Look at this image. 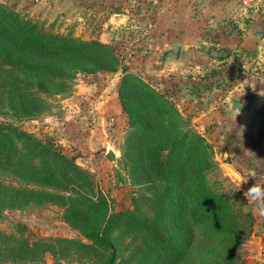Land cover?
Here are the masks:
<instances>
[{
    "label": "trees",
    "instance_id": "1",
    "mask_svg": "<svg viewBox=\"0 0 264 264\" xmlns=\"http://www.w3.org/2000/svg\"><path fill=\"white\" fill-rule=\"evenodd\" d=\"M122 70L119 96L129 117L132 164L157 189L134 210L114 211L111 200L75 159L51 139H39L0 122V215L5 210L56 205L85 241L41 239L0 230V262L41 260L70 253L96 264H244L240 249L255 219L244 211L241 190L217 191L209 173L217 164L210 145L188 128L175 106L122 66L115 50L99 41L60 35L0 4V90L20 118L43 112V93L76 73ZM140 201L144 203L139 206ZM146 210V212H145ZM133 236L129 255L118 240Z\"/></svg>",
    "mask_w": 264,
    "mask_h": 264
},
{
    "label": "rangeland",
    "instance_id": "2",
    "mask_svg": "<svg viewBox=\"0 0 264 264\" xmlns=\"http://www.w3.org/2000/svg\"><path fill=\"white\" fill-rule=\"evenodd\" d=\"M39 1L43 0H0V4L60 35L99 41L94 39V33H90V29L96 27L95 20L82 22V7L77 12L60 10L49 19L42 10L40 13L35 8ZM70 1L71 8L76 4L82 6V0ZM126 25L121 23L117 43L109 45L115 50L122 66L128 67L130 73L164 95L185 119L188 128L210 145L217 164L209 173L210 184L219 192L241 190L248 199L244 211L252 213L255 223L252 235L242 242L244 244L240 249V257L245 262L248 244L260 235L264 225V120L241 125L228 111V101L231 96L240 93L237 89L239 83L247 86L254 77L264 78L262 70L251 65L241 69L237 60L230 68L228 65L223 67L222 56L219 55L213 66L204 63L200 68L189 67L180 73L181 80L177 79V72H149L143 66L148 54L142 51V46L141 50L134 49L141 42H137L139 37L126 42ZM134 64L136 66L131 70L130 65ZM227 70L231 71L229 75H226ZM123 77V71L119 70L76 73L71 80L68 79L67 86H61L63 81L59 80V83L56 80L55 86L42 95L45 101L43 112L28 118L17 117L10 108L11 99L3 94V88L0 90V122L13 123L39 139L53 140L67 157L75 159L89 173L94 184L111 200L114 211L134 210L138 205L137 199L154 197L157 191L132 164L133 156L128 151L130 123L119 96ZM6 78L0 77V82L3 83ZM185 79L187 82L183 84ZM114 94L119 101L113 98ZM107 98L109 102H106ZM116 103L121 104V112L115 110ZM90 142L95 145L93 148L82 146L84 143L91 145ZM225 151L228 152L226 157L223 156ZM227 166L233 167L242 176L239 184L227 174ZM0 181L14 183L11 177L3 174H0ZM254 186L261 190L258 198L249 195ZM143 205L140 201L139 206ZM0 230L7 234H24L31 242L61 238L85 241L82 234L66 222L64 209L56 205L5 210L0 215ZM134 243L133 236L120 237L118 245L121 254L129 255ZM0 264H96V261L83 254L76 256L70 253L65 260L46 254L41 260Z\"/></svg>",
    "mask_w": 264,
    "mask_h": 264
},
{
    "label": "crops",
    "instance_id": "3",
    "mask_svg": "<svg viewBox=\"0 0 264 264\" xmlns=\"http://www.w3.org/2000/svg\"><path fill=\"white\" fill-rule=\"evenodd\" d=\"M145 1L82 0V6L76 4L71 8L70 0H43L35 8L51 19L60 10L77 12L82 7V22L95 20L96 27L90 29L94 39L115 45L123 16L133 11L134 6L144 9ZM154 17L151 34L139 37L137 42H141L134 47L142 46V51L148 54L144 64L141 63L147 71L177 72V79L181 80L180 73L189 67L200 68L204 63L213 66L220 55L223 67L230 68L237 60L241 69L256 66L264 75V0H163ZM130 66L133 70L136 64ZM230 72L227 70L226 75ZM186 82L185 79L183 84ZM249 84L239 83L240 93L230 97L243 103L242 111L231 116L244 126L264 120V78L254 77ZM115 94L113 98L118 99ZM115 108L121 112L122 106L116 103ZM90 144L82 146H95ZM244 260V264H264V225L260 235L248 244Z\"/></svg>",
    "mask_w": 264,
    "mask_h": 264
},
{
    "label": "built area",
    "instance_id": "4",
    "mask_svg": "<svg viewBox=\"0 0 264 264\" xmlns=\"http://www.w3.org/2000/svg\"><path fill=\"white\" fill-rule=\"evenodd\" d=\"M163 0H146L144 9L138 6L132 8L127 14V25L125 32L126 42L130 43L135 37H147L151 34L155 26V12L160 7ZM247 4V3H246Z\"/></svg>",
    "mask_w": 264,
    "mask_h": 264
},
{
    "label": "water",
    "instance_id": "5",
    "mask_svg": "<svg viewBox=\"0 0 264 264\" xmlns=\"http://www.w3.org/2000/svg\"><path fill=\"white\" fill-rule=\"evenodd\" d=\"M122 23L124 24L127 23L126 15L123 16ZM228 103L230 105V113H240L242 111L243 103L241 101L232 98L228 101ZM227 155H228V152L225 151L223 153V156L226 157ZM226 172L235 183L239 184L242 181V176L233 167L227 166Z\"/></svg>",
    "mask_w": 264,
    "mask_h": 264
},
{
    "label": "clouds",
    "instance_id": "6",
    "mask_svg": "<svg viewBox=\"0 0 264 264\" xmlns=\"http://www.w3.org/2000/svg\"><path fill=\"white\" fill-rule=\"evenodd\" d=\"M260 194H261V190L259 187L254 186L252 189H250L249 195H252L253 198H258Z\"/></svg>",
    "mask_w": 264,
    "mask_h": 264
}]
</instances>
